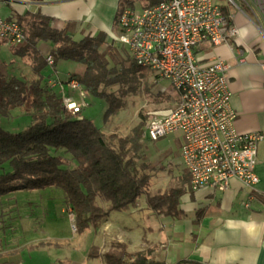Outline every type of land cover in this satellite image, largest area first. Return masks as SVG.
Segmentation results:
<instances>
[{"label":"trees","instance_id":"16d2710c","mask_svg":"<svg viewBox=\"0 0 264 264\" xmlns=\"http://www.w3.org/2000/svg\"><path fill=\"white\" fill-rule=\"evenodd\" d=\"M14 20L24 29L25 41L12 47V53L29 58L35 79L27 84L0 73V118H11L19 109L30 118L18 133L0 126V198L19 191L58 189L73 215L77 234L95 231L110 213L136 208L141 197L156 214L173 215L184 189L173 186L149 194L155 179L141 152L142 125L134 128L131 136L107 139L93 122L80 117L82 112L69 114L62 96L44 83L47 71H54L59 62L75 63L77 68L67 81H76L89 97L105 103L106 121L121 110V99L127 93L139 89L137 84L149 70L136 66L131 58L118 60L117 49L107 45L103 32L75 41L68 29L52 28L50 19L40 14L27 13ZM42 43L50 46L46 56L39 50ZM108 88H117L121 95L107 92ZM103 257L105 264H158L150 251L130 253L127 245L118 241Z\"/></svg>","mask_w":264,"mask_h":264},{"label":"crops","instance_id":"0c3cea01","mask_svg":"<svg viewBox=\"0 0 264 264\" xmlns=\"http://www.w3.org/2000/svg\"><path fill=\"white\" fill-rule=\"evenodd\" d=\"M147 2L145 7L157 0ZM105 5L106 0H4L0 15L15 19L27 13L40 14L50 19L52 28H66L73 40L80 41L99 32L111 36L113 20L104 12ZM222 8L233 15L235 40L217 46L202 44L196 56L202 64L221 60L228 66L230 106L236 114L234 128L239 134L263 136L257 144L253 170L258 181L250 188L232 179L222 192L192 190L181 160L170 174L175 186L184 189L173 215L156 214L145 206V199L127 212L110 213L100 227L118 230V242L125 243L130 253L150 251L158 264H264V40L250 20L229 6ZM2 46L0 52L6 49L12 53L11 48ZM39 50L46 56L50 46L42 43ZM60 65L62 74L57 70ZM76 68L75 63L61 61L50 72L53 79L65 83ZM14 254L9 252L0 262L20 264L19 254L10 262Z\"/></svg>","mask_w":264,"mask_h":264},{"label":"built area","instance_id":"2783aa9c","mask_svg":"<svg viewBox=\"0 0 264 264\" xmlns=\"http://www.w3.org/2000/svg\"><path fill=\"white\" fill-rule=\"evenodd\" d=\"M227 2L253 23L264 40V0H239V5L234 0ZM116 24V40L127 48L134 64L166 80L176 99L174 108L150 117L145 129L148 139L180 136V156L192 190L222 192L232 179L254 187L258 181L253 172L256 149L263 136L235 130L228 66L221 60L202 64L194 53L202 44L217 46L235 40L233 15L225 14L213 0H158L141 11L122 9ZM24 41V29L17 21L0 15V43L12 48ZM46 60L52 65L50 56ZM62 84L76 94L75 98L62 96L69 114L88 107L89 96L82 86L74 80ZM62 84L50 81L49 86Z\"/></svg>","mask_w":264,"mask_h":264},{"label":"rangeland","instance_id":"374dc122","mask_svg":"<svg viewBox=\"0 0 264 264\" xmlns=\"http://www.w3.org/2000/svg\"><path fill=\"white\" fill-rule=\"evenodd\" d=\"M213 2L220 7L229 6L227 0H213ZM234 2L239 5V0ZM147 3V0H106L104 12L110 20H113L110 28L111 36L107 35L106 42L108 46L110 44L115 46L118 60L125 61L127 58L130 60V55L127 48L116 40L119 35L116 15L125 8L141 11ZM232 10L234 13L237 11L235 8ZM201 46L194 48V53H197ZM2 47L0 44V48ZM106 47L104 46L103 49L105 50ZM6 52V49L0 52V73L11 74L27 84L31 83L35 77L29 67L31 66L29 58L22 59ZM124 66L128 64L124 63ZM57 70L59 73L64 71L61 65ZM49 73L50 70L47 71V80H44V83H48L50 88V81L56 79H53V73L52 75ZM57 82L64 83L59 79ZM137 85L139 89L136 92L127 93L121 99L123 104L121 110L106 121H104L105 103L93 97L86 99L88 107L82 110L80 117L93 122L103 131L107 139L111 136H131L132 130L139 124L142 125L144 139L141 141V152L144 161L154 174V186L149 190V194L153 195L157 189L175 186L170 174L180 166V148L183 141L178 134H171L155 141L148 139L145 134L148 120L152 115L170 110L176 105L175 96L169 92L170 84L152 71H147L146 78L140 80ZM53 89L63 97L76 96L75 92H70L65 84ZM106 91L121 95L117 88H108ZM23 113L19 109L14 111V116L11 118L1 117L0 126L10 133L22 131L30 122V118ZM142 199L145 198L141 197V201ZM101 206L104 205L101 203ZM114 213L117 212L111 214ZM72 217L64 195L55 188L19 191L1 197L0 257L15 251L13 258L9 260L14 262L19 254L22 259L20 264H105L103 256L110 249V245L118 241L117 237H120L118 230L114 232L111 227H99L95 231L89 229L77 234ZM88 254L91 257H99L89 258Z\"/></svg>","mask_w":264,"mask_h":264},{"label":"clouds","instance_id":"9594fccd","mask_svg":"<svg viewBox=\"0 0 264 264\" xmlns=\"http://www.w3.org/2000/svg\"><path fill=\"white\" fill-rule=\"evenodd\" d=\"M73 218V217H72Z\"/></svg>","mask_w":264,"mask_h":264}]
</instances>
